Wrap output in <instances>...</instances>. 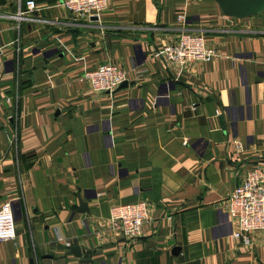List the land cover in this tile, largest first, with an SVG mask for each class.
<instances>
[{
  "label": "crops",
  "instance_id": "0c3cea01",
  "mask_svg": "<svg viewBox=\"0 0 264 264\" xmlns=\"http://www.w3.org/2000/svg\"><path fill=\"white\" fill-rule=\"evenodd\" d=\"M25 1L0 4V208L11 203L16 230L0 264H264V231L244 246L225 210L264 161V10L237 20L213 0H109L93 21ZM182 31L216 57L155 56ZM106 63L128 86L94 93L83 73ZM138 201L149 220L128 240L110 209Z\"/></svg>",
  "mask_w": 264,
  "mask_h": 264
},
{
  "label": "built area",
  "instance_id": "2783aa9c",
  "mask_svg": "<svg viewBox=\"0 0 264 264\" xmlns=\"http://www.w3.org/2000/svg\"><path fill=\"white\" fill-rule=\"evenodd\" d=\"M20 2V0H18ZM63 8L78 20L98 19L109 6V0H62ZM25 12H33L34 0L24 2ZM21 10L15 18L21 19ZM183 15L177 21H184ZM155 56L166 64L185 66L191 63H209L216 57V50L210 46L203 33L182 31L174 42L156 50ZM127 72L115 64H102L94 70L85 71L83 78L94 93H114L128 81ZM235 153L242 151V145L232 142ZM225 210L235 225L232 237L244 246L250 243L249 235L264 231V161L248 170L240 184L232 191L225 203ZM149 220V205L145 201L114 205L110 209L109 224L128 240H135L142 234ZM16 237L14 215L10 202L0 208V241H12ZM70 247L69 243L64 244Z\"/></svg>",
  "mask_w": 264,
  "mask_h": 264
},
{
  "label": "water",
  "instance_id": "95a60500",
  "mask_svg": "<svg viewBox=\"0 0 264 264\" xmlns=\"http://www.w3.org/2000/svg\"><path fill=\"white\" fill-rule=\"evenodd\" d=\"M218 8L220 9L222 15L226 18L242 20L250 16L259 14L264 10V0H213ZM5 0H0V4H4ZM93 21L96 18H92ZM128 82H123L118 89L126 88ZM86 211V204L79 202V208L77 212L84 213ZM68 255H73L75 257L81 256V250L78 246L68 247ZM179 248H174L173 254H177Z\"/></svg>",
  "mask_w": 264,
  "mask_h": 264
},
{
  "label": "rangeland",
  "instance_id": "374dc122",
  "mask_svg": "<svg viewBox=\"0 0 264 264\" xmlns=\"http://www.w3.org/2000/svg\"><path fill=\"white\" fill-rule=\"evenodd\" d=\"M91 19H92V18H91ZM96 20H97V19H96ZM126 82H127V81H126ZM241 152H242V151H241ZM241 152H240V153H241ZM127 204H128V203H127Z\"/></svg>",
  "mask_w": 264,
  "mask_h": 264
}]
</instances>
